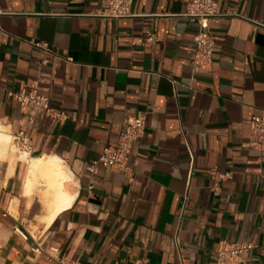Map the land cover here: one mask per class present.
<instances>
[{"label": "crops", "instance_id": "obj_1", "mask_svg": "<svg viewBox=\"0 0 264 264\" xmlns=\"http://www.w3.org/2000/svg\"><path fill=\"white\" fill-rule=\"evenodd\" d=\"M103 1L0 0V128L25 127L8 96L24 87L68 117L39 115L29 155L0 150V264H215L224 243L264 264V158L249 146L264 116V0H214L212 62L195 69L190 0H134L121 19L98 16ZM141 115L126 169L89 174ZM37 159L71 179L50 222Z\"/></svg>", "mask_w": 264, "mask_h": 264}, {"label": "built area", "instance_id": "obj_2", "mask_svg": "<svg viewBox=\"0 0 264 264\" xmlns=\"http://www.w3.org/2000/svg\"><path fill=\"white\" fill-rule=\"evenodd\" d=\"M133 1L104 0L97 15L110 19L131 17L133 16L131 13ZM4 15H6V12L0 7V17ZM222 16L223 14L218 12L217 2L214 0H190L185 12L180 15L182 18L198 24V30L193 37L194 45L190 50L191 55L189 57L192 68L211 64L214 41L210 24L219 20ZM144 42L154 44L156 42L155 35L149 34ZM36 45L48 51L45 45ZM8 96L18 102L19 111L25 122V127L11 136V145L18 154L27 153L29 155L31 153L29 129L34 125L39 115L54 116L59 120L68 118L62 113H55L49 105L48 98L40 94L36 86L29 89L24 87L16 92H8ZM145 126L146 118L143 115L127 118L117 140L104 146L98 158L86 166V171L89 174H95L100 167L124 171L126 169V159L133 143L140 137ZM249 146L264 158V116H253L251 118ZM175 242L178 243L177 237ZM252 248L253 246L248 243H224L216 251L215 264H247ZM57 264L65 263L60 260Z\"/></svg>", "mask_w": 264, "mask_h": 264}, {"label": "bare ground", "instance_id": "obj_3", "mask_svg": "<svg viewBox=\"0 0 264 264\" xmlns=\"http://www.w3.org/2000/svg\"><path fill=\"white\" fill-rule=\"evenodd\" d=\"M11 141L12 137L7 133V129L0 128V150H5L8 144H10L11 149L16 151L11 145ZM35 173H39L40 176L46 180V188L53 194V201L50 205L51 212L48 219V222H50L60 210L67 208L70 205L71 198L65 190V183L68 182L70 178L66 176L62 170L60 171L59 166L55 161L50 160L44 161L42 159H37L30 168V174Z\"/></svg>", "mask_w": 264, "mask_h": 264}, {"label": "rangeland", "instance_id": "obj_4", "mask_svg": "<svg viewBox=\"0 0 264 264\" xmlns=\"http://www.w3.org/2000/svg\"><path fill=\"white\" fill-rule=\"evenodd\" d=\"M7 148H10L11 149V147H10V144H8V146H7ZM12 150V152H14V150L13 149H11ZM14 153H16V152H14ZM42 177V176H41ZM43 178V177H42ZM47 189V188H46ZM47 191H48V193H49V189H47ZM51 192V191H50ZM50 194V193H49ZM52 194V193H51ZM52 196H53V194H52Z\"/></svg>", "mask_w": 264, "mask_h": 264}]
</instances>
